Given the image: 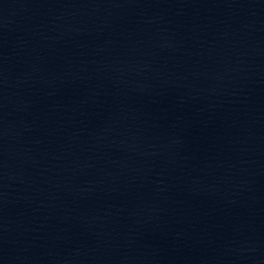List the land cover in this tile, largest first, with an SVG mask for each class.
Instances as JSON below:
<instances>
[{
    "label": "water",
    "instance_id": "95a60500",
    "mask_svg": "<svg viewBox=\"0 0 264 264\" xmlns=\"http://www.w3.org/2000/svg\"><path fill=\"white\" fill-rule=\"evenodd\" d=\"M0 264H264V0H0Z\"/></svg>",
    "mask_w": 264,
    "mask_h": 264
}]
</instances>
